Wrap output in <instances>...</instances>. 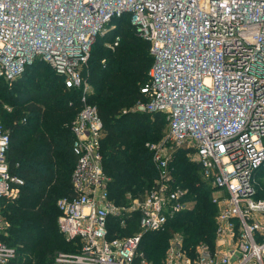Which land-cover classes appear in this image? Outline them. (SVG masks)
Masks as SVG:
<instances>
[{
  "label": "built area",
  "instance_id": "2783aa9c",
  "mask_svg": "<svg viewBox=\"0 0 264 264\" xmlns=\"http://www.w3.org/2000/svg\"><path fill=\"white\" fill-rule=\"evenodd\" d=\"M128 19L150 43L153 63L131 112L163 113L166 129L146 143L156 169L151 189L128 202L110 197L103 169V121L89 102L92 46ZM120 35L105 40L115 48ZM104 61V60H103ZM40 62L79 91L69 123L76 164L72 196L57 201L60 231L79 248L55 264H153L139 250L146 231H163L196 194L176 171L179 151L199 166L217 206L213 244L174 234L159 264H264V0H0V78L9 84ZM10 130L0 121V264L4 203L23 180L8 161ZM137 213L139 231L110 236V220Z\"/></svg>",
  "mask_w": 264,
  "mask_h": 264
},
{
  "label": "trees",
  "instance_id": "16d2710c",
  "mask_svg": "<svg viewBox=\"0 0 264 264\" xmlns=\"http://www.w3.org/2000/svg\"><path fill=\"white\" fill-rule=\"evenodd\" d=\"M113 22L117 26L92 46L88 80L94 92L89 102L97 106L103 121L101 153L110 197L117 204H125L127 193L141 197L154 185L156 169L146 143L162 137L166 117L163 113L124 112L143 97L141 86L147 81L153 57L150 43L136 34L128 19ZM116 35L121 37L119 45L107 47L105 40ZM80 104L79 91L66 88L40 62L28 65L12 84L0 78V121L11 135L9 166L24 184L17 197L4 203V207L9 206V226L2 238L16 251L11 264H55L60 251H76L73 241L66 240L58 228L60 211L54 202L60 193L73 195L71 175L76 156L68 125ZM21 109L25 112L18 114ZM175 168L196 194V202L189 211L170 219L165 230L143 233L139 250L153 264L161 262L175 231L184 234L186 245L213 244L214 240L215 204L199 166L179 151ZM137 217V213L124 217L125 227L123 218H112L110 236L135 234L139 231Z\"/></svg>",
  "mask_w": 264,
  "mask_h": 264
},
{
  "label": "rangeland",
  "instance_id": "374dc122",
  "mask_svg": "<svg viewBox=\"0 0 264 264\" xmlns=\"http://www.w3.org/2000/svg\"><path fill=\"white\" fill-rule=\"evenodd\" d=\"M130 109H131V107L130 108H128V109H124V112H130ZM11 114L12 113H14V112H12L11 110H8ZM25 112V109H21V110H19L17 113L18 114H21V113H24ZM166 126L167 125H165V128H164V131H165V129H166ZM22 137V135L20 134L19 135V138H21ZM22 185H24V184H22ZM51 188H54V186H52ZM50 188V189H51ZM21 189V188H20ZM19 194H20V191H19ZM62 196H64L62 193H60L57 197H56V199H55V202H54V207H55V209L56 210H58L57 208V201H58V199L59 198H61ZM125 201H127L128 202V199L127 200H125ZM127 202H124L125 204L127 203ZM214 203V202H213ZM215 204V203H214ZM121 205H124V204H121ZM4 209H5V211L6 212H4V210H3V218L6 220V221H8L9 222V220H8V218H9V215H8V210H9V206L8 205H5V207H4ZM215 210H216V214H217V206L215 205ZM216 214H215V217H216ZM57 224H58V222H57ZM58 228H59V224H58ZM181 234L182 236L184 235L181 231H175L174 233H173V235L174 234ZM172 235V236H173ZM171 236V237H172ZM170 237V238H171ZM65 238H66V240L68 239L66 236H65ZM170 240V239H169ZM70 241H73V245H74V248H76V250L80 247L79 246V242L78 241H75V240H70ZM69 253H72V252H68V251H60L59 253H57V257H59L61 254H69ZM165 256V255H164ZM164 256H163V258H164ZM163 258H162V260H163ZM162 260H161V262H162ZM161 262H159V263H161Z\"/></svg>",
  "mask_w": 264,
  "mask_h": 264
}]
</instances>
